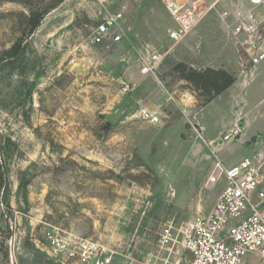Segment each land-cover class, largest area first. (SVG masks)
<instances>
[{
	"label": "rangeland",
	"instance_id": "374dc122",
	"mask_svg": "<svg viewBox=\"0 0 264 264\" xmlns=\"http://www.w3.org/2000/svg\"><path fill=\"white\" fill-rule=\"evenodd\" d=\"M182 1L203 15L175 41L166 0H0V264H79L46 243L50 226L99 242L109 264H186L180 237L158 241L163 230L178 234L212 210L230 161L263 160L264 123L251 116L244 141L243 123L219 114L221 103L205 108L209 96L178 64L244 78L247 48L264 47V33H234L237 0ZM106 8L123 13L121 43L90 40ZM153 54L156 67L142 74ZM143 106L159 122L142 119Z\"/></svg>",
	"mask_w": 264,
	"mask_h": 264
},
{
	"label": "built area",
	"instance_id": "2783aa9c",
	"mask_svg": "<svg viewBox=\"0 0 264 264\" xmlns=\"http://www.w3.org/2000/svg\"><path fill=\"white\" fill-rule=\"evenodd\" d=\"M103 5L108 0H95ZM191 1V0H189ZM264 9V0H249ZM165 8L176 27L169 31V37L178 41L201 19L203 12L193 2L166 0ZM226 14V12H224ZM121 11L110 12L107 8L102 21L90 34L94 44L121 43L123 33ZM237 21L234 33H242L261 39L264 22L253 9L235 13ZM258 39V40H259ZM250 60L257 64L264 59V47L260 41L252 42L247 48ZM152 61L143 64L140 72L153 71L159 61L157 54ZM127 90V87L124 88ZM140 117L150 123H157L160 117L156 111L140 108ZM239 128L233 133H238ZM263 160L243 157L238 162L223 167L226 183L218 195L212 210L206 214L192 216L180 227L178 234L166 227L159 242L168 244L180 237V243L190 259L186 264H264V175L261 172ZM46 243L58 255L66 256L79 264H109L111 255L99 242L68 233L56 226L44 232ZM121 264H129L123 261Z\"/></svg>",
	"mask_w": 264,
	"mask_h": 264
},
{
	"label": "crops",
	"instance_id": "0c3cea01",
	"mask_svg": "<svg viewBox=\"0 0 264 264\" xmlns=\"http://www.w3.org/2000/svg\"><path fill=\"white\" fill-rule=\"evenodd\" d=\"M208 1L214 2L215 0ZM237 1L241 5V7H237L238 10L243 11L242 7L247 8V10L253 9L259 14L260 18H264V9L258 5L250 3L249 0H243V2H240V0ZM235 10L236 8L232 11L234 13L239 12H235ZM209 67L215 68V66L212 65ZM223 69L229 72L226 67H223ZM246 75V77L241 78L240 75L235 74L234 83L221 94L214 97L205 106L206 108L221 103V105H219L220 107L217 108L222 109L221 111L219 110V114L224 115L223 113H227L226 118L228 122H235L238 120L243 123V126H241V129H243L241 136L244 141H247L252 133L248 125L251 116H256L259 122L264 123V59L251 66L249 70L246 71ZM230 129L228 123V126L220 131H214L212 135L211 133L207 134V137L209 140L217 141L224 133L229 132ZM262 129L264 130L263 126ZM263 141L264 138L262 139V142ZM256 143L258 142H252L250 145H255ZM243 156H245V154L230 162H238Z\"/></svg>",
	"mask_w": 264,
	"mask_h": 264
},
{
	"label": "trees",
	"instance_id": "16d2710c",
	"mask_svg": "<svg viewBox=\"0 0 264 264\" xmlns=\"http://www.w3.org/2000/svg\"><path fill=\"white\" fill-rule=\"evenodd\" d=\"M40 21L41 15L38 12L33 13L29 17L28 34L33 33L39 26ZM21 49L22 41L14 43L8 52H12L13 55H16ZM178 68L183 73V78L185 80L195 86L196 89L203 91L209 96L207 103L229 88L235 81V76L224 69L207 67L203 70H197L193 67H187L184 64H178ZM0 171H2L1 164Z\"/></svg>",
	"mask_w": 264,
	"mask_h": 264
},
{
	"label": "bare ground",
	"instance_id": "6f19581e",
	"mask_svg": "<svg viewBox=\"0 0 264 264\" xmlns=\"http://www.w3.org/2000/svg\"><path fill=\"white\" fill-rule=\"evenodd\" d=\"M211 180H213V178H211Z\"/></svg>",
	"mask_w": 264,
	"mask_h": 264
}]
</instances>
